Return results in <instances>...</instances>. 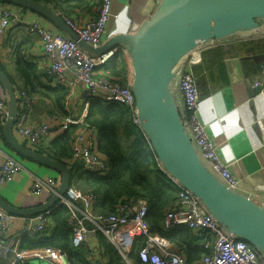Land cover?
Segmentation results:
<instances>
[{"label": "built area", "instance_id": "obj_1", "mask_svg": "<svg viewBox=\"0 0 264 264\" xmlns=\"http://www.w3.org/2000/svg\"><path fill=\"white\" fill-rule=\"evenodd\" d=\"M9 5L11 6L0 10V36L12 23L25 22L18 17L16 8L20 6ZM111 6L112 0H101L95 17L81 22L68 17L63 19L81 41L98 47L102 43ZM24 25L26 30L37 36L41 42L42 52L47 59L44 73L50 79V83L54 86L61 85L69 92H73L76 87L80 86L86 98L83 101L82 115L78 118L66 117L63 121H58L52 116H47L44 122L29 123L26 109L30 105L31 96L23 88L16 89L19 111L12 127L14 136L20 138L24 144L35 146L49 135H59L70 124H78L80 127L71 142V158L81 160L82 167L90 172L106 173L108 166L105 157L94 149V128L84 121L89 97L96 96L106 102L124 105L129 110L132 123L142 131L131 87V74L127 76L125 84L108 75L107 66L119 57L117 46L108 48L99 54L91 53L82 48L74 39L53 31L40 21H27ZM226 38H212L206 43L197 44L194 49L188 51L177 67L171 90L184 130L201 162L227 188L236 190L237 177L232 172L230 164L221 157L218 146L200 117L198 109L200 95L194 76V66L200 61V54L204 50L221 44ZM254 86L260 88V82L255 81ZM6 115V98L0 92V119L4 121ZM144 137L150 145L145 134ZM4 144L1 126L0 184L10 182L15 174L23 169L21 161L4 149ZM167 175L177 189V199L174 205L166 210L163 226L172 228L184 225L195 231L197 237L210 236L212 238L210 245L204 244L205 247L210 248V251L195 264H264V254L260 250L246 240L226 231L198 197L174 177ZM59 183V179L55 176L46 179L34 177L29 183V190L35 198L40 199L45 191L55 193ZM96 198L93 192L69 186L59 199V204L66 205L71 211L67 224L72 230L73 246H86L89 259L96 260V253L93 246L85 245L87 237L95 236L97 232H100L117 248L125 261H129L128 257L134 238L144 236L146 242L138 253L143 262L147 264H187L181 253L168 250L169 243L165 237L150 232L147 220L148 204L145 199L119 202L116 212L103 214L93 210ZM76 202H79L81 206ZM48 212L49 210L32 216L18 217L0 209V264H14L30 258H46L53 264H69L65 253L56 248L20 247V237L12 233L13 222L16 218L24 220V231L27 234L43 232L49 223ZM86 220L90 222V227L87 226Z\"/></svg>", "mask_w": 264, "mask_h": 264}, {"label": "water", "instance_id": "obj_2", "mask_svg": "<svg viewBox=\"0 0 264 264\" xmlns=\"http://www.w3.org/2000/svg\"><path fill=\"white\" fill-rule=\"evenodd\" d=\"M32 10L61 29L91 53L122 45L131 70L137 117L160 168L189 189L228 232L246 240L264 254V206L246 194L227 188L201 162L184 130L173 99L171 83L182 57L199 43L236 33L264 34V0H159L135 32L117 33L98 46L81 41L65 20L36 0H0ZM0 85L7 104L2 126L5 144L16 156L28 158L60 173L56 192L42 204L19 207L0 196V209L17 216H32L59 204L71 185L69 167L47 154L30 149L13 133L18 113L14 87L0 67Z\"/></svg>", "mask_w": 264, "mask_h": 264}, {"label": "crops", "instance_id": "obj_3", "mask_svg": "<svg viewBox=\"0 0 264 264\" xmlns=\"http://www.w3.org/2000/svg\"><path fill=\"white\" fill-rule=\"evenodd\" d=\"M157 4L158 0H112L111 13L101 45L114 34L135 32L154 11ZM6 6L11 5L0 2V10ZM99 7L98 3L88 9H78L68 18L77 22L93 18L97 15ZM16 10L18 17L25 22L37 20L64 35L61 29L38 13L23 7H18ZM25 22L12 23L0 36V64L6 75L12 78L14 90L23 86L22 78L16 72L14 65L16 49L25 60L35 63L41 74H45L44 65L47 62L39 38L26 30ZM260 23L264 24V18L260 19ZM248 34L243 32L233 34L217 45V48L204 50L200 54V61L194 66V76L200 95L198 105L200 117L218 146L221 157L230 164L232 172L237 177L236 190L264 206V34L260 32ZM116 46L119 50V59L126 65L128 76L131 70L126 48L122 45ZM255 81L260 82V88H255ZM0 92L4 94L1 85ZM85 98L86 95L80 86L73 92L68 91L65 105L69 114L66 117L81 116ZM49 108V100L46 97L31 94V102L26 109L27 122L41 123L47 119V116H52L58 121L66 118L51 113ZM3 122L0 119L1 126ZM15 137L24 144L20 138ZM52 137L54 136L49 135L35 146L24 145L37 150L39 145ZM93 141L94 149L98 152V134L95 128ZM3 147L21 161L23 169L17 172L10 182L0 184V196L8 203L19 207H30L46 202L52 193L45 191L40 199L35 198L29 190V183L34 177L46 179L55 176L60 181V173L28 158L16 156L6 144ZM69 158L71 163L80 162L82 165L81 160L73 159L71 156ZM70 186L79 187L74 185L73 181ZM119 202H123V199ZM76 204L81 206L79 202ZM24 230V220L16 218L12 233L20 237L26 233ZM193 232L196 234L195 231ZM168 243L169 251L184 256L179 247L172 242L168 241ZM205 243L210 245L212 238L206 239ZM85 245L93 246L96 261L101 259L102 264L106 263L107 259L95 236H88ZM197 260H193L191 264H195ZM14 264H53V262L46 258H30ZM126 264L131 263L129 261Z\"/></svg>", "mask_w": 264, "mask_h": 264}, {"label": "trees", "instance_id": "obj_4", "mask_svg": "<svg viewBox=\"0 0 264 264\" xmlns=\"http://www.w3.org/2000/svg\"><path fill=\"white\" fill-rule=\"evenodd\" d=\"M36 1L50 6L63 18L78 9H88L101 3V0ZM214 48L217 46L212 49ZM14 61L15 70L23 81L21 88L30 96L32 94L46 97L49 100L51 113L59 117L68 116L69 111L65 105L68 92L66 88L52 85L50 79L40 73L38 66L20 56L17 49ZM0 67L3 69L1 64ZM107 69L110 78L126 83L127 68L119 57L115 58ZM8 77L13 84L12 78ZM84 121L88 126L96 129L98 152L105 157L108 166L106 173H93L83 169L80 162L78 164L70 162L71 142L80 127L78 124H70L59 135L47 139L45 143L39 145L37 151L67 164L74 185H78L83 191L96 194L97 198L93 204L95 212L103 214L116 212L117 205L122 199L123 201L145 199L148 204L147 220L152 234L161 235L179 247L184 253L182 256L187 264H191L193 260H200L207 254L210 248L205 247L204 241L210 239V236L197 237L193 230L184 225L172 228L163 226L162 220L166 210L171 208L177 199V189L169 176L160 168L157 157L143 132L132 123L127 107L116 102H106L96 96L89 97ZM70 214V208L64 204L53 206L49 209V223L44 231L39 234H22L20 247L56 248L65 253L69 264H102L101 259L96 261L88 258L86 246H73L72 230L67 224ZM86 223L87 226H91L87 220ZM95 237L107 259L105 264H126L129 261L131 264H147L138 256L139 250L146 242L144 236L134 238L129 261L121 257L117 248L103 234L97 232Z\"/></svg>", "mask_w": 264, "mask_h": 264}, {"label": "rangeland", "instance_id": "obj_5", "mask_svg": "<svg viewBox=\"0 0 264 264\" xmlns=\"http://www.w3.org/2000/svg\"><path fill=\"white\" fill-rule=\"evenodd\" d=\"M68 17V16H67ZM78 189H81V188H79V187H77Z\"/></svg>", "mask_w": 264, "mask_h": 264}]
</instances>
